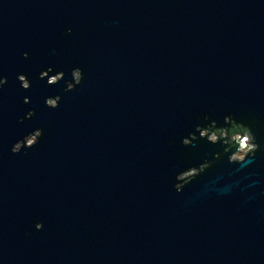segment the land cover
I'll return each instance as SVG.
<instances>
[{"label":"water","instance_id":"95a60500","mask_svg":"<svg viewBox=\"0 0 264 264\" xmlns=\"http://www.w3.org/2000/svg\"><path fill=\"white\" fill-rule=\"evenodd\" d=\"M3 77L0 264H264V0H0ZM226 115L260 150L177 194L223 152L182 139Z\"/></svg>","mask_w":264,"mask_h":264},{"label":"clouds","instance_id":"9594fccd","mask_svg":"<svg viewBox=\"0 0 264 264\" xmlns=\"http://www.w3.org/2000/svg\"><path fill=\"white\" fill-rule=\"evenodd\" d=\"M67 34H71V29L68 30ZM24 58L27 59V53L24 54ZM53 69L50 67L46 71L40 73L39 78L44 80L47 78V84L49 86L58 84L64 79V73L59 72L55 75L49 77ZM71 81H66L64 92L74 91L83 80V73L80 68H75L71 71ZM22 89L28 90L30 88V81L24 75H19L17 77ZM7 83V78H0V89H3L4 85ZM61 97L56 96L55 98H47L45 101L46 107L49 109H56L59 107ZM24 104H28L29 100L27 98L23 101ZM35 116L34 111H29L24 119H32ZM204 121H208L209 116H204ZM23 123V120L18 121ZM224 124L226 127H217V123L212 121L206 124V126H197L195 132L199 133L196 136L194 133H189L186 138L181 141L182 147H191L194 142L199 140H206L212 145L219 144L223 149V152H218L214 154L213 160H205L199 167H191L175 176L174 190L177 194L181 193L183 189L192 183L199 175L203 174L206 170L213 166L215 162L220 161L223 156L228 157V162L230 164H244L249 158H254L257 151L260 150L261 145L256 143V137L253 134L251 128L252 124L247 121L238 123L232 115H226L224 117ZM43 136L42 129H36L30 134L23 137V139L17 141L11 147L12 154H19L24 149H31L38 144ZM37 231L43 229V225L37 223L35 225Z\"/></svg>","mask_w":264,"mask_h":264}]
</instances>
